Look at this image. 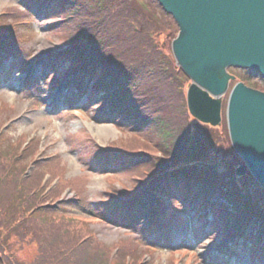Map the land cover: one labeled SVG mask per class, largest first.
<instances>
[{
    "label": "trees",
    "instance_id": "trees-1",
    "mask_svg": "<svg viewBox=\"0 0 264 264\" xmlns=\"http://www.w3.org/2000/svg\"><path fill=\"white\" fill-rule=\"evenodd\" d=\"M26 1L29 6H44L45 15L54 7L62 14L52 30L67 49L51 59L47 77L50 88L53 84V90L59 89L60 78L69 77L63 105L71 109L84 98L81 113H90L95 123L111 124L126 136L121 143L104 148L90 137L87 148L83 141L71 145L83 169H95L84 162L86 150L94 163L100 164L98 167H122L132 182L129 189L110 187L89 211L83 199L74 205L76 209L82 210L88 221L142 230L147 240H154L141 242L166 247L172 231L181 223L177 216L180 211L189 218L187 224L195 241L219 234L230 243L222 246L220 256L209 264H229L232 254L240 260L247 247L252 260L263 264L264 191L247 175L244 179L257 189L256 194L255 190L249 193L234 181V170L228 173L230 177L220 175L215 166L205 162L204 154L197 156L200 160L194 159L193 130L184 95L188 80L175 66L171 52L156 42L157 35L176 25L156 0ZM29 12L30 8L25 15L11 8L0 15L2 58L12 56L15 27L26 22ZM59 66L64 67L58 78ZM37 88L34 82L33 90ZM66 115L73 117L70 111ZM127 135L131 138L128 141ZM13 144L0 141V264H22L16 260L17 250L10 246L16 238L20 246L38 245L39 254L31 264H113L115 260V264H122L123 256L136 255L140 242L132 240L120 244L118 257L110 259L106 249L86 232L87 220L53 216L52 208L42 203L45 196L36 192L45 173L60 178L57 193L69 186L61 178L57 166L60 159L42 164L36 161L26 179V156H34L37 146L30 143L17 155ZM136 148L140 150L134 151ZM229 152L240 162L231 146ZM214 195L218 200L213 201ZM83 236L88 238L80 243Z\"/></svg>",
    "mask_w": 264,
    "mask_h": 264
},
{
    "label": "rangeland",
    "instance_id": "rangeland-1",
    "mask_svg": "<svg viewBox=\"0 0 264 264\" xmlns=\"http://www.w3.org/2000/svg\"><path fill=\"white\" fill-rule=\"evenodd\" d=\"M27 3L26 0H0V15L11 8H18L24 14L26 8H30V16L25 20L26 22L15 27L16 32L12 36L15 49L12 56L2 58L3 62L0 64V141L13 142L12 148L18 149L17 155L28 148L30 143L39 149L34 156H26L23 169L24 177H22L27 179L30 176L34 171L35 161L40 160L42 164L48 163L56 157L59 158L57 166L61 178L69 186L63 187L64 185L61 184L60 188L63 187V189L61 193H57L60 178H53L49 173H45L36 193H42V196H45L42 203L52 208L53 216L57 219L73 216L87 220L86 232L96 238L100 248L106 249L110 259L118 257L120 244L132 240L140 242L136 255L131 256L132 259L123 256L122 264H209L210 260L219 257L221 247L225 244L226 246L230 245L219 234L213 236L209 234L195 242V239L191 240L189 233L186 240L187 246H182L183 243L178 242L179 229L173 232L174 238L171 239V244L168 247L160 244L147 245L140 240L152 241L154 239L147 240L148 238L143 235L142 230L131 227L120 228L114 224L96 222V220L88 221L89 218L81 213L82 210L79 211L72 204L75 199L74 193L83 199V202L86 203L84 204L86 211H89L90 206L94 205L110 187L120 189V186L123 185L129 189L132 187V182L130 173L122 167H120L121 169L107 166L98 167L100 164H95L91 154L86 150L82 154L84 162H88L89 167L92 166L95 169H83V163L79 162L76 153L71 150V145L78 146L81 141L87 143L86 140L90 137L94 144L104 148L121 143L126 136L111 124L95 123L89 115L90 113L78 112L81 106L80 102L71 109H67L66 106L62 107L60 100L63 91L53 90L55 87L53 84L51 89L47 78L52 66L51 59L65 50V46L52 30L56 21L58 22L62 18V14L60 15L58 8L54 7V11L45 15L44 6L37 4L29 6ZM23 18L26 19V17ZM3 22L5 20H2V24ZM160 34L157 35L156 42L163 43L165 50L170 54V44L177 34V27L172 25L171 29L162 31ZM17 48L19 49L17 50ZM57 60L55 59V62ZM63 67L59 66L58 68V74H60L58 78L62 75ZM228 71L235 76L236 80L244 81L248 88L264 92V81L261 82L247 73L242 75L235 69ZM38 78L45 82H37ZM60 80L61 86H64L69 77H61ZM32 81L37 82L36 84L40 83L37 90H31ZM187 85V83L184 84V95H186ZM226 99L227 96L223 101L225 102ZM66 111L72 112L73 117L64 116ZM190 122L193 130L191 152L195 155L194 159L200 160L197 159V156L204 154L207 157H204L207 164L215 166L220 175L230 177L228 173L231 169L236 170L242 164L237 161L238 159L235 160V156L229 152L230 143L226 138L225 124L223 123L219 128H212L201 125L192 118H190ZM130 139V136L127 135V141ZM88 145L89 142L84 148H87ZM139 150L138 148L134 149V151ZM219 156L221 157L219 158ZM245 176L247 177V175ZM245 176L243 178L235 177L234 181L238 185H244L249 193H253L255 190L256 194L257 189L244 179ZM72 187L77 189L79 194ZM54 191L55 194H53ZM69 199L70 203L67 206L62 205L61 202ZM213 200H218L217 195ZM59 203L61 204L59 205ZM60 208H62L61 211H54ZM87 238L83 236L80 243L86 241ZM4 239L7 243L8 236H5ZM14 242L10 246L13 250H17L15 252L16 260L22 264L34 263L39 254L38 245L20 246L17 238L14 239ZM246 253L244 251V254ZM130 260L136 262L130 263ZM241 264H249V262L245 260Z\"/></svg>",
    "mask_w": 264,
    "mask_h": 264
},
{
    "label": "water",
    "instance_id": "water-1",
    "mask_svg": "<svg viewBox=\"0 0 264 264\" xmlns=\"http://www.w3.org/2000/svg\"><path fill=\"white\" fill-rule=\"evenodd\" d=\"M173 18L171 43L177 67L190 80L189 114L211 127L221 123L222 98L234 77L228 69L250 70L264 80V0H156ZM225 120L231 147L264 191V93L235 84Z\"/></svg>",
    "mask_w": 264,
    "mask_h": 264
}]
</instances>
